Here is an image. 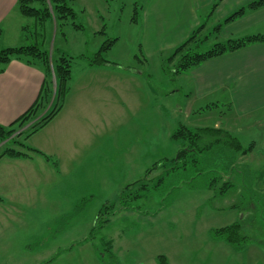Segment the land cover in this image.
I'll return each mask as SVG.
<instances>
[{"label": "rangeland", "instance_id": "374dc122", "mask_svg": "<svg viewBox=\"0 0 264 264\" xmlns=\"http://www.w3.org/2000/svg\"><path fill=\"white\" fill-rule=\"evenodd\" d=\"M68 2L77 13L74 21L83 29L75 28L72 20L58 26L48 20L43 35H37L39 41H44L48 50L51 44L62 43L69 55L80 57L95 54L106 40L117 38L104 57L110 66L124 72L122 99L117 101L123 106L114 107L110 97H106L105 107H101L106 112L101 142L90 147V155L83 162L60 164L61 169L74 172L69 182L76 198L86 199L83 226L75 229L76 235L87 232L89 215L90 227L93 223L96 228L89 244L105 253L104 240L116 239L118 258L110 264H134L144 258L156 261L165 253L172 254L173 264H201L196 248L208 237V230L250 220L247 214L242 216V212L234 210L233 204L240 200L236 194L216 197L205 183L220 176V171H229L234 160L235 180L241 177L238 170L245 172L242 182L244 179L248 187L240 189L245 197L264 194V111L238 117L219 96L195 100L189 98V91L178 90V77L165 69V60L173 52L146 56L144 25L140 20L133 21L136 10L138 14L141 11L142 0ZM205 21L210 30L205 28L200 38H207L198 46L192 44V49L196 46L195 50L206 51L227 40L213 29L221 22ZM33 23V19L22 17V24L29 25L31 32H23L21 45L36 40ZM260 30L264 31V27ZM180 125L192 129L219 125L252 150L236 155L220 151L212 156L204 154L198 156L199 163H190L186 168L180 163V168L175 169L174 160L184 143L173 141L171 135ZM94 138L99 136L92 134ZM27 144L30 145L28 141ZM59 186L65 183L60 182ZM259 214L260 227L248 228L256 240L264 239V207ZM32 261L28 259L26 264H35ZM0 264H6V260H0Z\"/></svg>", "mask_w": 264, "mask_h": 264}, {"label": "crops", "instance_id": "0c3cea01", "mask_svg": "<svg viewBox=\"0 0 264 264\" xmlns=\"http://www.w3.org/2000/svg\"><path fill=\"white\" fill-rule=\"evenodd\" d=\"M252 1L142 0L138 20L144 25L146 56L164 52L171 54L208 19L221 22L218 34L227 39L250 35V32L264 34L260 30L264 27V6L246 10L243 15L225 22L230 14ZM214 3L218 6L213 10ZM22 17L18 0H0L2 46H21L24 32ZM205 28L210 30L208 23ZM61 44L50 45L49 50L54 57L61 53L69 55ZM123 75L122 70L110 64L92 66L85 58L76 57L71 89L63 108L27 140L30 146L52 160L56 159L58 167L41 154L0 159V260H6V264L10 260L14 264H26L28 259L34 260L35 264H105L103 251L89 244L93 242L95 226L92 223L90 227L92 218L89 215L87 232L75 233L77 227L83 226L81 221H84L87 211L86 199L83 196L76 198L75 188L69 182L74 172L61 169L60 164L83 162L90 155V147L101 142V132H105L106 124V112L101 107H105L106 97H110V104L114 107L123 106V103H118L122 99ZM128 75L131 76L130 73ZM177 77L180 83L178 90L189 91L190 99L219 96L238 117L264 111V43L211 58ZM43 81L44 72L39 65L21 60H12L0 72L1 125H10L32 106ZM214 128L229 132L219 125ZM92 134L99 138L92 139ZM60 182L65 186H59ZM234 210L242 212L237 208ZM246 214L244 210L242 216ZM210 230L208 237L205 236L196 248L201 259L199 263L264 264V239L236 249L224 240L211 238ZM115 240L105 239L104 249L110 248L118 258ZM164 255L169 264H173L172 254ZM134 264H159L158 256L156 261L144 258Z\"/></svg>", "mask_w": 264, "mask_h": 264}, {"label": "trees", "instance_id": "16d2710c", "mask_svg": "<svg viewBox=\"0 0 264 264\" xmlns=\"http://www.w3.org/2000/svg\"><path fill=\"white\" fill-rule=\"evenodd\" d=\"M217 6L218 3H214L212 6L213 10ZM262 6H264V0H254L230 14L225 19V22L232 21L243 15L246 10L257 9ZM18 9L22 16L34 20L31 29L34 26L36 40L34 43L21 46L6 47L0 44V72H3L12 60H21L30 65H39L44 72V81L37 99L28 110L8 126L0 124V159L4 156L17 158L32 157L33 154H41L47 160L52 161L55 167H58L56 160H52L50 156L28 145L27 140L31 135L52 121L63 108L65 99L71 89L70 82L76 57H72L66 53H61L58 57H54L50 50L45 47L44 41H39L37 35H43L45 23L48 20H53L57 26L58 24L63 25L68 20H72L73 26L80 30L83 29V26L74 21L77 13L69 5L68 0H18ZM133 21H138L137 10ZM205 27V23L201 24L165 60V69L172 76H178L211 58L239 50L252 44L264 43V34L258 33L230 38L224 42H217L206 51L195 50V47L207 38V36H205V39L200 38ZM221 27L222 24H217L213 29L216 33H219ZM23 31L29 33L30 26L24 25ZM117 41V38L108 39L101 45L98 52L93 55H81V57L85 58L92 66L108 65L110 62L105 59L104 53L109 51ZM192 44L197 45L192 49ZM178 55L180 57L174 64L173 61ZM172 63L173 65L170 66ZM54 77L56 78V85L54 83ZM53 98L54 100L52 101ZM43 112L45 113L42 115ZM21 137L24 138L21 139ZM171 139L184 143V147L178 151L177 157L174 160L176 165L175 169L180 168V163H183L185 168L190 163H199L198 156L204 154L212 156L213 153L220 151L221 153L227 152L236 155V153L245 154L252 150L250 147L245 148L241 141L228 131L214 127L192 129L188 126L180 125V127L172 132ZM233 161L228 166L229 171H220V176L213 177L205 185L208 189L214 191L216 197L236 194L240 198L238 202L233 204V207H236L242 212L246 210L250 220L247 222L240 220L230 225L214 228L209 233L211 238L224 240L234 246V248L240 249L245 244L256 240L254 236L248 233V228L251 225L254 228L260 227L258 225V219L262 217L259 213L262 212L264 207V194H253V196L245 197V193L240 190H243L246 186L248 187L244 179L242 182L245 172L238 170L237 174H241V177L235 180L234 170L236 169V165L233 164ZM219 182H221L220 185ZM239 185H242V187L239 188ZM249 185L251 186L250 183ZM1 200L2 198L0 197ZM95 229L94 226L92 235ZM103 254L105 264L117 261L116 256L110 248L105 250ZM158 261L159 264H169L165 255H159Z\"/></svg>", "mask_w": 264, "mask_h": 264}]
</instances>
